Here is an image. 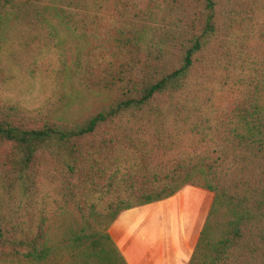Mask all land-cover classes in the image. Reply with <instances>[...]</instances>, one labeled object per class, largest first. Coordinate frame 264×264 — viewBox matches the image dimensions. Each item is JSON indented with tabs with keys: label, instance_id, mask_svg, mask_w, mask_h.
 I'll use <instances>...</instances> for the list:
<instances>
[{
	"label": "trees",
	"instance_id": "16d2710c",
	"mask_svg": "<svg viewBox=\"0 0 264 264\" xmlns=\"http://www.w3.org/2000/svg\"><path fill=\"white\" fill-rule=\"evenodd\" d=\"M263 29L264 0H0V264H129L112 224L186 185L189 264H264Z\"/></svg>",
	"mask_w": 264,
	"mask_h": 264
},
{
	"label": "rangeland",
	"instance_id": "374dc122",
	"mask_svg": "<svg viewBox=\"0 0 264 264\" xmlns=\"http://www.w3.org/2000/svg\"><path fill=\"white\" fill-rule=\"evenodd\" d=\"M257 49L264 55V29L262 30L260 43L257 44ZM14 86L16 89L11 88L4 94V97L7 100L18 101L29 108H35L43 104L55 90L51 77L43 73L25 77L18 75ZM64 91L72 93L68 84L65 86ZM0 94L2 95V93ZM80 94H83L82 100L74 108L75 111L80 106L94 105L95 99L93 97L84 93ZM184 188V191H181L180 195L174 197V199H165L160 205L158 203L153 207L145 205L146 208L143 213L150 212L153 214L150 220L147 218L143 222L150 231L151 236L147 235L148 239L164 244H170L173 240L177 244L179 239L190 241L192 234L197 235L198 231L202 230L214 194L209 190L193 185H186Z\"/></svg>",
	"mask_w": 264,
	"mask_h": 264
},
{
	"label": "crops",
	"instance_id": "0c3cea01",
	"mask_svg": "<svg viewBox=\"0 0 264 264\" xmlns=\"http://www.w3.org/2000/svg\"><path fill=\"white\" fill-rule=\"evenodd\" d=\"M184 189H181L176 195L168 199H174ZM161 203L162 201L149 204L148 206L153 207ZM145 208L146 206L144 205L123 211L110 228L112 238L128 263L189 264L201 230L198 231L197 235L192 234L188 242L185 239H179L177 244L173 240L170 244H164L159 241L154 242L148 239L147 235H150V231L143 223L147 218L150 220L153 214L150 212L143 213Z\"/></svg>",
	"mask_w": 264,
	"mask_h": 264
}]
</instances>
